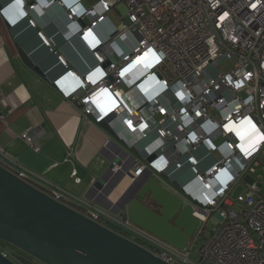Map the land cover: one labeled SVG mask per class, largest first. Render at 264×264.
I'll use <instances>...</instances> for the list:
<instances>
[{"label": "built area", "instance_id": "obj_1", "mask_svg": "<svg viewBox=\"0 0 264 264\" xmlns=\"http://www.w3.org/2000/svg\"><path fill=\"white\" fill-rule=\"evenodd\" d=\"M120 5L127 21L102 40L96 29ZM12 6L33 28L32 14L54 6L80 24L76 35L96 64L79 74L59 56L68 70L54 86L85 118L107 121L124 141L111 173L129 168L130 186L150 173L177 190L172 195L192 207L198 226L180 251L122 213L87 204L83 214L167 264H264V183L252 179L256 168L264 172V0H99L89 8L83 0H14ZM38 36L52 48L42 31ZM229 61L225 72L221 65ZM21 138L40 150L32 133ZM201 148L214 159L205 170L196 156ZM75 154L68 148L65 161ZM0 158L9 159L2 148ZM12 173L28 182L23 169ZM239 185L244 190L236 195ZM51 190L46 194L69 206L61 190ZM209 223L214 229L205 237ZM0 254L23 264L1 239Z\"/></svg>", "mask_w": 264, "mask_h": 264}, {"label": "crops", "instance_id": "obj_2", "mask_svg": "<svg viewBox=\"0 0 264 264\" xmlns=\"http://www.w3.org/2000/svg\"><path fill=\"white\" fill-rule=\"evenodd\" d=\"M13 1L0 0V148L9 158H0V162L11 172L23 169L28 182L44 192L61 190L67 204L81 213L89 204L118 215L113 208L133 186L130 169L113 174L115 184L108 183L102 192L93 191V187L110 169L115 153L123 149L110 133L82 115L81 106L64 98L54 86L68 68L85 74L96 64L92 52L76 35L80 24L70 22L64 10L54 6L46 13L32 14L38 23V28H33L26 19H20ZM98 1L83 0V5L89 8ZM113 12L125 17L122 5L113 8L109 20L96 29L102 40L113 29ZM39 31L52 41V48L43 43ZM19 48L42 68L44 77L25 64ZM59 56L66 60L68 68L61 64ZM26 132L35 136L39 151L21 138ZM142 145L145 147L146 143ZM68 148L76 151L71 162L65 161ZM196 156L201 170L214 162L204 148ZM74 171L77 175L72 178ZM238 187L244 190L243 185Z\"/></svg>", "mask_w": 264, "mask_h": 264}, {"label": "water", "instance_id": "obj_3", "mask_svg": "<svg viewBox=\"0 0 264 264\" xmlns=\"http://www.w3.org/2000/svg\"><path fill=\"white\" fill-rule=\"evenodd\" d=\"M19 52L29 68L45 76L22 48ZM99 126L113 136L120 149L126 146L107 121ZM129 150L137 153L134 148ZM108 183L115 184L111 166L94 184L93 191L102 192ZM147 198L160 207L159 213L145 203ZM113 211L180 251L185 250L198 226L192 207L150 178V173L133 184ZM0 239L41 264H167L80 211L54 200L34 184L19 179L1 164ZM0 264L13 263L0 254Z\"/></svg>", "mask_w": 264, "mask_h": 264}, {"label": "rangeland", "instance_id": "obj_4", "mask_svg": "<svg viewBox=\"0 0 264 264\" xmlns=\"http://www.w3.org/2000/svg\"><path fill=\"white\" fill-rule=\"evenodd\" d=\"M111 19H112V23H113V25H116V26H118L120 23H121V21H122V18H121V16L117 13V12H113L112 14H111ZM124 20H126L127 21V18H123ZM233 66V62L232 61H229V62H225L224 64H222L221 65V69L223 70V71H225V72H227V71H229L230 70V68ZM253 176L255 177V178H257V179H259V181L260 180H262L263 181V183H264V172H263V170H262V168L260 167H258V168H256V173H254L253 174ZM262 177V178H261ZM158 181V183L159 184H161L166 190H168L170 193H177V190H175V189H173V188H171L170 186H167V185H164V184H162V182H161V180H157ZM242 190H243V188H241V187H238V188H236V191H235V193H236V195H238V194H240L241 192H242ZM263 192H264V189H263ZM214 229V224L213 223H209L208 224V226H207V229H206V231L204 232V236L205 237H209L210 236V232L212 231ZM13 247V246H12ZM12 251H14V253L16 254V252H18V250H17V248H15V247H13V250ZM26 254V253H25ZM17 255V254H16ZM20 255V257H22V254L20 253L19 254ZM19 255H17V256H19ZM195 255V259H197V253H195L194 254ZM31 257V256H30ZM25 258V257H24ZM27 259V258H26ZM29 262V264H41V263H38L36 260H34V258H33V260L32 259H27Z\"/></svg>", "mask_w": 264, "mask_h": 264}, {"label": "trees", "instance_id": "obj_5", "mask_svg": "<svg viewBox=\"0 0 264 264\" xmlns=\"http://www.w3.org/2000/svg\"><path fill=\"white\" fill-rule=\"evenodd\" d=\"M112 229H113V228H112ZM113 230L115 231V229H113ZM4 246H5L8 250H10L11 253H12L14 256H16L17 258H19V260H20L23 264H29V263H28L29 261H28L27 259H32V260H33L32 257H30L29 255L25 254L24 252L20 251L19 249H17L18 252H16V254L19 255V254L21 253V254H22V257H20V255L17 256V255L14 253V251H12V250H13V247H12L11 245H9L8 243H6V242H4ZM24 257H25V258H24ZM26 258H27V259H26Z\"/></svg>", "mask_w": 264, "mask_h": 264}, {"label": "flooded vegetation", "instance_id": "obj_6", "mask_svg": "<svg viewBox=\"0 0 264 264\" xmlns=\"http://www.w3.org/2000/svg\"><path fill=\"white\" fill-rule=\"evenodd\" d=\"M145 203L154 211H156L157 213H159L160 211V207L151 199V198H147Z\"/></svg>", "mask_w": 264, "mask_h": 264}, {"label": "clouds", "instance_id": "obj_7", "mask_svg": "<svg viewBox=\"0 0 264 264\" xmlns=\"http://www.w3.org/2000/svg\"><path fill=\"white\" fill-rule=\"evenodd\" d=\"M242 134H244V136H246V137H249L246 133H242ZM244 136H242V137L244 138Z\"/></svg>", "mask_w": 264, "mask_h": 264}]
</instances>
